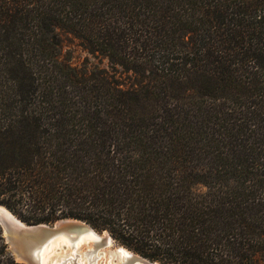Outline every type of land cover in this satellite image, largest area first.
<instances>
[{"label":"trees","instance_id":"1","mask_svg":"<svg viewBox=\"0 0 264 264\" xmlns=\"http://www.w3.org/2000/svg\"><path fill=\"white\" fill-rule=\"evenodd\" d=\"M57 28L131 84L63 64ZM0 206L161 264H264V0H0ZM0 264H23L1 227Z\"/></svg>","mask_w":264,"mask_h":264},{"label":"water","instance_id":"2","mask_svg":"<svg viewBox=\"0 0 264 264\" xmlns=\"http://www.w3.org/2000/svg\"><path fill=\"white\" fill-rule=\"evenodd\" d=\"M0 227L5 242L8 245V250L16 261L23 264H39V253L42 250L46 251L48 246L54 243L60 234H66L69 239L74 241L79 235L84 233H93L98 237L97 242L93 246L92 257L88 258L87 256H81L80 259H78V251L80 249L78 248L75 254L67 258L64 257L65 259L61 264H81L82 261H84L83 264H103L108 253L104 256H101V253L111 247H118V250L112 255V263L117 262L115 256L122 250L129 252L125 256L126 262L124 264H161L138 256L123 246L116 245L115 241L107 232L99 234L90 225L76 219H60L52 225H26L6 208L0 206ZM108 239H110V245H108Z\"/></svg>","mask_w":264,"mask_h":264},{"label":"rangeland","instance_id":"3","mask_svg":"<svg viewBox=\"0 0 264 264\" xmlns=\"http://www.w3.org/2000/svg\"><path fill=\"white\" fill-rule=\"evenodd\" d=\"M55 33L60 38V54L59 59L63 64L69 65L70 67L76 69V70H86L88 72L91 71H99L104 74H107L108 76H112L113 79L122 85L129 86L131 84V78L130 75L123 72V70L116 65L111 64L107 58L104 56H101L96 53H92L81 40H79L76 36L71 34L67 29H60L57 28ZM99 234H102V232L108 231H97ZM109 236L115 241L116 245H122L120 242L115 240L110 234ZM130 252L136 254L129 248L125 247ZM83 249H86V243L83 244L82 248H80L79 253L82 252ZM111 249V250H110ZM110 249H106L105 251H115V247H111ZM72 250L66 251L64 249H61L59 251L54 252V256L51 259L57 260L62 258L65 253H70ZM11 253V252H10ZM138 255V254H136ZM108 256V255H107ZM140 256V255H138ZM18 262V261H17ZM158 262V261H155ZM117 262H115L116 264ZM160 263V262H159Z\"/></svg>","mask_w":264,"mask_h":264},{"label":"bare ground","instance_id":"4","mask_svg":"<svg viewBox=\"0 0 264 264\" xmlns=\"http://www.w3.org/2000/svg\"><path fill=\"white\" fill-rule=\"evenodd\" d=\"M58 239L54 241V243L50 244L46 251L42 250L38 255V262L39 264H61V262L69 257L70 255H73L76 253L78 248H82L83 244L86 243V249H83L81 253H78V259H80L81 256H87L88 258L92 257V250L94 244L97 242L98 237L95 234L91 233H84L79 235L76 240L72 241L69 239L68 235L66 234H60ZM108 245H110V239H108ZM61 249H64L66 251L72 250L69 254L65 253V255L57 260H52L53 254L56 251H59ZM80 250V249H79ZM111 250V249H110ZM118 250V247H115V251H105L101 253V256H104L106 253H108V256L104 260L103 264H115V262H111L112 255ZM79 252V251H78ZM128 251H122L115 256L117 259L116 264H124L126 262L125 256L128 254ZM65 257V258H64ZM84 261H82L81 264H83Z\"/></svg>","mask_w":264,"mask_h":264}]
</instances>
